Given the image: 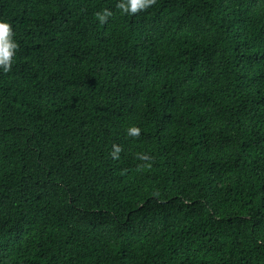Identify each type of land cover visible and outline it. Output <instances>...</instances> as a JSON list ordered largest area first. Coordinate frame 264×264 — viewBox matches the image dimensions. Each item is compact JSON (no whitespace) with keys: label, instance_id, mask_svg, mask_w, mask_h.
Wrapping results in <instances>:
<instances>
[{"label":"trees","instance_id":"1","mask_svg":"<svg viewBox=\"0 0 264 264\" xmlns=\"http://www.w3.org/2000/svg\"><path fill=\"white\" fill-rule=\"evenodd\" d=\"M121 2L0 0V264H264V0Z\"/></svg>","mask_w":264,"mask_h":264},{"label":"clouds","instance_id":"2","mask_svg":"<svg viewBox=\"0 0 264 264\" xmlns=\"http://www.w3.org/2000/svg\"><path fill=\"white\" fill-rule=\"evenodd\" d=\"M153 0H127V3L121 2L118 6L130 13H134L137 10H143L152 4ZM110 13L107 10L103 14L97 13V16L101 22L104 21L105 17ZM10 25L3 20H0V66L7 71L10 58L12 56V50L16 48L15 42L10 39ZM130 132L135 133L138 130L129 129Z\"/></svg>","mask_w":264,"mask_h":264}]
</instances>
